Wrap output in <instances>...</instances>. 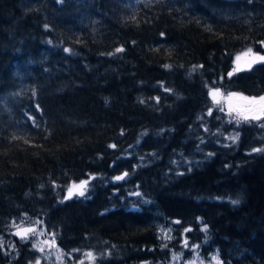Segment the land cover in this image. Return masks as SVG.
Here are the masks:
<instances>
[{
    "label": "trees",
    "instance_id": "16d2710c",
    "mask_svg": "<svg viewBox=\"0 0 264 264\" xmlns=\"http://www.w3.org/2000/svg\"><path fill=\"white\" fill-rule=\"evenodd\" d=\"M244 50L264 0H0V264H264V111L209 95L264 94Z\"/></svg>",
    "mask_w": 264,
    "mask_h": 264
},
{
    "label": "rangeland",
    "instance_id": "374dc122",
    "mask_svg": "<svg viewBox=\"0 0 264 264\" xmlns=\"http://www.w3.org/2000/svg\"><path fill=\"white\" fill-rule=\"evenodd\" d=\"M260 57H264V53H258L252 50H244L235 56L234 69L240 70L248 68L255 61L261 60ZM251 58H253V61H251ZM217 89L219 91L216 95L215 101L210 95V91L209 95L215 103H217L216 101H218L217 104H220L221 106L225 107V109L235 112L236 114L240 113L238 115L241 116H257L263 112L261 109L264 108V102L260 101L259 98L264 96V94H261L259 96H250L245 94L244 92L237 90L224 91L221 88H212L210 90ZM231 93H235L236 95L231 96V98H229V94ZM239 96L248 97L250 99V105L242 103L240 105H237V100H239ZM253 98H255L254 102ZM82 181H86L88 183L89 178L71 182L67 187L66 196L70 197L73 195H80L81 191L85 193L87 183L81 185ZM28 229H31V231H27L26 234H24V230ZM12 230L16 234L21 233L17 234L19 238L31 239V241H34L38 247L46 248V256L51 261L60 262L64 258L65 254L56 245L55 238L46 232L45 227L43 226L40 219H26V221L16 223ZM167 231H165L166 235H168L169 232ZM174 257L175 258L171 261L170 264H222V260L218 251H215L210 256V258H204L197 250L193 251L190 256L185 258H183L179 254H176Z\"/></svg>",
    "mask_w": 264,
    "mask_h": 264
},
{
    "label": "snow or ice",
    "instance_id": "6c2138e0",
    "mask_svg": "<svg viewBox=\"0 0 264 264\" xmlns=\"http://www.w3.org/2000/svg\"><path fill=\"white\" fill-rule=\"evenodd\" d=\"M121 50H122V49H117V51H121ZM260 59H261V60H264V57H260ZM229 75H231V73H229ZM218 91H219L218 89H217V90H210V95L213 97L214 101H215L216 95L218 94ZM234 95H236V94H235V93H231V94H229V98H231V96H234ZM243 99L248 100L249 98H247V97H243ZM254 100H255V98H253V102H254ZM259 100L262 101V102H264V96L260 97ZM216 102L218 103V101H216ZM221 110H222V109H221ZM261 110L264 111V108H262ZM238 114H240V113H238ZM246 118H247V117H246ZM253 118L258 119L259 117L256 116V117H253ZM254 151H264V149H255ZM125 175H127V174H125ZM122 178H123V177H117L116 179H122ZM86 183H87L86 181H82V182H81V185L86 184ZM70 192H71V189H70ZM80 195H83V192H82V191L80 192ZM233 203L236 204V203H238V201H233ZM27 231H31V229L24 230V234H26ZM17 234H21V233H17ZM22 238H23V237H22ZM86 255L89 256V257L92 256L91 253H88V254H86Z\"/></svg>",
    "mask_w": 264,
    "mask_h": 264
},
{
    "label": "water",
    "instance_id": "95a60500",
    "mask_svg": "<svg viewBox=\"0 0 264 264\" xmlns=\"http://www.w3.org/2000/svg\"><path fill=\"white\" fill-rule=\"evenodd\" d=\"M253 58H251V60H252ZM243 97L244 96H239V100H237V105H240L241 103L242 104H248V105H250V99H248V100H245V99H243ZM248 98V97H247Z\"/></svg>",
    "mask_w": 264,
    "mask_h": 264
}]
</instances>
